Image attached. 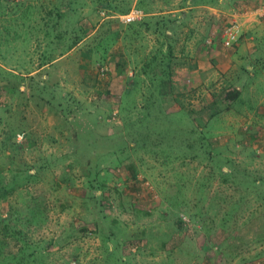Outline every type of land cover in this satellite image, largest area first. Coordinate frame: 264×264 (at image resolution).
I'll return each mask as SVG.
<instances>
[{"label": "rangeland", "instance_id": "374dc122", "mask_svg": "<svg viewBox=\"0 0 264 264\" xmlns=\"http://www.w3.org/2000/svg\"><path fill=\"white\" fill-rule=\"evenodd\" d=\"M193 1L0 0V218L21 231L5 254L264 264V73L204 57L264 0ZM136 7L147 25L122 24Z\"/></svg>", "mask_w": 264, "mask_h": 264}, {"label": "crops", "instance_id": "0c3cea01", "mask_svg": "<svg viewBox=\"0 0 264 264\" xmlns=\"http://www.w3.org/2000/svg\"><path fill=\"white\" fill-rule=\"evenodd\" d=\"M260 9H264V7ZM243 22L246 29L243 32V38L238 44L229 49L221 46V44H212L205 49L206 56L204 55V57L208 58V64L211 65V63L215 64L217 62L222 64L220 70H222V74L226 73L227 77L225 79L228 77L233 79V69H237V64L242 59L245 60L242 55L248 59L245 67L249 70L252 79L259 71L264 73V41L262 40L264 39V19L258 20V18L256 19V17L250 15L245 17ZM198 53L202 54L200 50H198ZM196 56L199 59L197 54ZM194 61L197 62L196 59ZM221 66L218 65L217 67ZM234 81L241 80H236L235 78ZM248 82L252 83L253 81H246L245 86H248ZM238 84H235L234 87L238 88Z\"/></svg>", "mask_w": 264, "mask_h": 264}, {"label": "trees", "instance_id": "16d2710c", "mask_svg": "<svg viewBox=\"0 0 264 264\" xmlns=\"http://www.w3.org/2000/svg\"><path fill=\"white\" fill-rule=\"evenodd\" d=\"M217 1L218 0H213L212 2H213V4H217L218 3ZM198 3L202 4V3H205V1H197L196 2V1H193V0H184V4L183 5L186 6V7H191L193 5L194 6L199 5ZM55 7H58V6H55ZM138 9H140V8H138ZM140 10H142V9H140ZM144 13H149V12L147 10H145ZM64 15H65V13H63L62 10H59V9L56 8L55 16H56L57 20L63 18ZM145 17H144V19L142 21L129 24L128 26H130V25L132 26V25L137 24V23L140 24V25H147L146 22L144 21L146 19ZM165 18L166 17H162L161 19L166 24L167 21L165 22ZM229 25L230 24H228L226 27H228ZM241 37H242V35H241ZM58 38H60V37H58ZM220 42H221V35H220ZM75 43H76V41H75ZM71 48H72V46L70 45L69 47H67L66 50H70ZM168 49H169V46L167 44L163 45V47L161 49H159L160 50L159 54H165L164 52L168 51ZM168 53L170 55V52H168ZM51 62H52V60H49L47 62V64H50ZM160 84H163L162 81L160 82ZM221 102L223 103V108L226 109L227 111H230L232 106L234 107V106H236L237 104H240V103L244 104V100H243V98H241V91H239V89L236 88V87H230V89H227V92H226V94H225V96H224V98L222 99ZM189 113H190L191 119L196 120L197 122H198V120H200L199 118H193V111H189ZM215 116L216 115H214V114H211V115L207 116L205 118L206 120H205L204 127ZM33 175L34 174H32V176ZM12 212L10 210L11 214H13ZM181 223L183 224L182 221H181ZM17 235H21V231L16 230V228L14 226L10 227L8 222H7V220L0 218V257L4 258V262H3L4 264H21V260H20V258L18 256L5 254L3 252V249H4L5 245H6L7 239L8 238H16Z\"/></svg>", "mask_w": 264, "mask_h": 264}, {"label": "built area", "instance_id": "2783aa9c", "mask_svg": "<svg viewBox=\"0 0 264 264\" xmlns=\"http://www.w3.org/2000/svg\"><path fill=\"white\" fill-rule=\"evenodd\" d=\"M262 9L257 10L255 9V12L252 13H245V15H253L258 13V16H264V11ZM145 13L138 9V8H132L127 13L120 16V22L124 25H129L135 22H140L144 19ZM237 17V16H236ZM239 17V16H238ZM241 37V23L238 21H233V23H230V25L226 28H224L221 32V43L225 48H229L234 46Z\"/></svg>", "mask_w": 264, "mask_h": 264}]
</instances>
